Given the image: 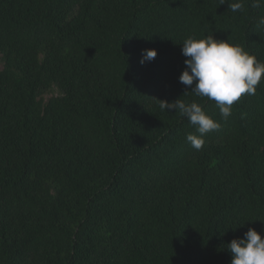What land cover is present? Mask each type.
Wrapping results in <instances>:
<instances>
[{
  "label": "trees",
  "instance_id": "16d2710c",
  "mask_svg": "<svg viewBox=\"0 0 264 264\" xmlns=\"http://www.w3.org/2000/svg\"><path fill=\"white\" fill-rule=\"evenodd\" d=\"M235 2L0 0V264H231L264 238V76L226 120L179 81L190 36L264 62V3ZM177 99L221 125L200 150Z\"/></svg>",
  "mask_w": 264,
  "mask_h": 264
},
{
  "label": "clouds",
  "instance_id": "9594fccd",
  "mask_svg": "<svg viewBox=\"0 0 264 264\" xmlns=\"http://www.w3.org/2000/svg\"><path fill=\"white\" fill-rule=\"evenodd\" d=\"M262 3L264 0H253L252 7L259 8ZM243 6L242 0L229 4L233 12L242 10ZM259 24L264 25V18L259 20ZM182 45V55L187 59L184 61L186 69L179 81L190 86V92L196 96L214 101L223 119L232 114L231 106L242 95L255 94L264 76V62H260L244 47L231 44L228 40H217L213 35L202 39L190 36ZM141 55L140 63L143 65L152 62L157 52L154 49L144 50ZM159 103L162 110L175 109L196 127L198 135L188 134L186 137L196 150L202 149L205 144L203 137L207 133L218 131L221 127L204 111L203 105L196 102L185 103L177 99L172 103ZM227 246L232 254L231 264H264V238L253 228L248 229L244 238L233 239Z\"/></svg>",
  "mask_w": 264,
  "mask_h": 264
},
{
  "label": "rangeland",
  "instance_id": "374dc122",
  "mask_svg": "<svg viewBox=\"0 0 264 264\" xmlns=\"http://www.w3.org/2000/svg\"><path fill=\"white\" fill-rule=\"evenodd\" d=\"M2 66H3V63H2V60H1V56H0V71L2 70ZM58 92L56 90H52L51 92H49L48 94L44 95L43 96V99L46 101L47 99L51 98V97H55V96H58Z\"/></svg>",
  "mask_w": 264,
  "mask_h": 264
}]
</instances>
